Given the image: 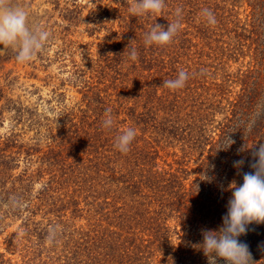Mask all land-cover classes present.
I'll return each mask as SVG.
<instances>
[{
    "label": "trees",
    "instance_id": "trees-1",
    "mask_svg": "<svg viewBox=\"0 0 264 264\" xmlns=\"http://www.w3.org/2000/svg\"><path fill=\"white\" fill-rule=\"evenodd\" d=\"M21 3L24 1L11 0L12 6L20 7ZM243 4L251 9L250 24L240 18ZM178 7L181 29L169 45L145 47L144 37L149 28L141 33L140 42L133 43L137 50L138 45L141 47L140 69L149 72L146 80L151 90L145 96L139 95L148 99L142 107L144 111L137 112L138 102L134 99L126 103V95L115 90L117 104L129 111L137 133L130 151L123 154L114 145L113 153L100 152L98 144L107 134L103 125L95 129L86 143L89 165L83 168L81 184L93 192L88 205L102 211L99 213L110 228L120 230L112 233L108 229L106 253L89 248L90 257L95 260L90 264H209L201 250V230H219L232 196L229 185L233 181L237 185L243 183L232 162L244 159L241 171H250L251 148L264 143V0H165L161 14L147 16L146 20L151 26L159 23L166 28L177 19ZM204 8L213 12L215 24H209L201 15ZM26 11L30 26H40L35 14L28 8ZM184 22L188 26L182 28ZM50 35L52 38L55 32ZM119 47L120 44L114 49ZM245 49L254 55L257 64L232 73L229 63L244 58ZM15 56L12 50L0 55V71L12 60L17 62ZM106 60L115 67L129 59L109 53ZM131 70H137L136 64ZM181 70L189 78L186 87L178 90L192 92L188 102L176 95L169 100L170 89L159 95L157 87L162 79H174ZM232 84L240 85L241 91H231L235 89ZM251 120L255 123L247 130ZM114 132L118 136L123 130L118 127ZM229 136L235 143L222 150L228 147ZM8 143L14 142L9 139ZM169 144H176L185 154L183 158L196 156L200 161L196 169L199 176L190 184L186 170L160 167V153ZM244 145L245 151L238 153ZM78 161L83 163L80 158ZM12 162L13 158L0 155V201L14 208L12 199L19 204L24 200L32 176L27 172L12 175ZM8 181H12V186L6 189L3 185ZM74 206L77 210L78 203ZM112 234L117 235L114 250ZM239 239L248 243L253 264H264V224L251 225L247 235ZM0 264L11 263L2 260ZM215 264L225 262L218 259Z\"/></svg>",
    "mask_w": 264,
    "mask_h": 264
},
{
    "label": "rangeland",
    "instance_id": "rangeland-1",
    "mask_svg": "<svg viewBox=\"0 0 264 264\" xmlns=\"http://www.w3.org/2000/svg\"><path fill=\"white\" fill-rule=\"evenodd\" d=\"M20 1H24L21 8L35 14L37 24L55 35L32 61L12 60L0 71V155L13 158L11 174L15 177L25 172L32 176L20 204L11 208L8 202L0 201L3 256L0 263L2 260L11 264L95 263L89 248L106 253L108 229L112 233L120 230L110 228L99 213L102 211L88 205L92 203L93 192L81 184L83 168L89 165L86 143L95 129L103 125L106 110L111 109L114 125L105 130L107 134L98 147L100 152L113 153L115 129L125 131L133 127L129 111L117 104L115 90L126 95V103L135 99L140 105L139 113L148 101L139 95L145 96L151 90L146 80L149 72L140 69L139 45L136 61L111 67L106 56L123 54L127 43L140 42L141 33L152 26L146 17L129 14L131 0ZM250 13L247 4L240 6L242 22L250 24ZM187 26L184 22L182 28ZM118 44L121 47L115 50ZM10 50L16 53L6 48L0 49V55ZM245 51L244 58L229 63L232 73L257 64L254 55ZM135 64L137 70L132 71ZM161 85L157 87L159 95L169 90ZM232 85L235 89L231 91H241L240 85ZM170 93L169 100L176 95L182 100L186 98V102L192 95L190 90H170ZM218 118L221 120L222 116ZM9 139L14 142L12 145ZM160 156L162 169L186 170L188 184L199 176L196 169L200 161L196 156L183 158L185 154L176 144L166 146ZM12 181L3 186L9 189ZM49 228L58 229L52 244L46 242ZM116 237L114 234L110 237L113 250Z\"/></svg>",
    "mask_w": 264,
    "mask_h": 264
},
{
    "label": "clouds",
    "instance_id": "clouds-1",
    "mask_svg": "<svg viewBox=\"0 0 264 264\" xmlns=\"http://www.w3.org/2000/svg\"><path fill=\"white\" fill-rule=\"evenodd\" d=\"M165 8V0H131L128 11L129 14L141 18L159 14ZM177 19L169 22L165 28L159 23H155L149 32L145 34V47L156 45L165 47L169 45L178 31L181 29V9H175ZM201 15L206 18L209 24H215L216 19L213 12L204 8ZM50 39V33L43 26H30L29 13L19 6H12L11 0H0V49L11 48L16 52V60L19 63H27L45 47ZM133 42V41H132ZM130 42L126 46L123 56L131 61L138 59V51ZM188 73L181 70L174 79L164 80L162 86L170 90H178L185 87L188 80ZM255 120H251L248 129L254 125ZM114 119L111 109L105 112L103 127L111 129ZM137 133L132 127L127 128L116 137L115 147L123 154L130 151V145ZM228 147H231L234 140L227 138ZM252 160L248 162L251 169L242 172L245 165L244 159L234 160L233 167L237 170V175H242L243 183L237 185L233 181L229 185L232 196L226 205L227 212L222 217L223 223L219 230L202 229L203 241L201 250L208 258L209 264H215L221 259L225 264H253L252 254L249 245L241 241V236L247 235L250 226L253 224H264V143H259L251 148ZM245 151V145L237 152ZM15 207L19 201L15 198L11 201ZM57 228H49L46 242L52 244L56 241ZM261 247H264L262 242Z\"/></svg>",
    "mask_w": 264,
    "mask_h": 264
}]
</instances>
